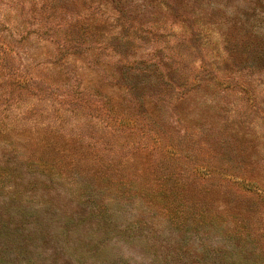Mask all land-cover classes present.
Masks as SVG:
<instances>
[{"label": "rangeland", "instance_id": "obj_1", "mask_svg": "<svg viewBox=\"0 0 264 264\" xmlns=\"http://www.w3.org/2000/svg\"><path fill=\"white\" fill-rule=\"evenodd\" d=\"M0 264H264V0H0Z\"/></svg>", "mask_w": 264, "mask_h": 264}, {"label": "trees", "instance_id": "obj_2", "mask_svg": "<svg viewBox=\"0 0 264 264\" xmlns=\"http://www.w3.org/2000/svg\"><path fill=\"white\" fill-rule=\"evenodd\" d=\"M90 25V24H89ZM75 27L73 28V32H71L70 30H65L66 34H70L69 38L68 37H65V35L63 37H61L59 39V42H58V49H57V53L56 55H59V56H56V61H60V59H62V52H63V49H62V44L64 47H66V44L67 42H79L81 41V44H77L79 51H76V52H80L81 53H84V55L86 54V56L90 55L92 52H95L96 51V46L93 45L91 43V39L89 40V34L88 32L90 31V28H87L84 27L83 25L80 26L79 23L75 24L74 25ZM48 31L51 32L52 34H56L58 36H60V34H62L63 32V26H59L57 24V26H53V25H48ZM87 29V30H86ZM52 30V31H51ZM61 39H62V44H61ZM84 46V48H82V46ZM71 46V44H70ZM73 47L74 44H73ZM73 50L75 51V49L73 48ZM76 52H72V54L76 53ZM126 56H130L129 59L125 58L124 55L121 56V58H118L116 59V61H112L109 66L112 64V66L114 67V72L113 73H110L113 75V77H116L118 76V71H123V74L125 75L126 72H128V76L126 75L125 77H122L123 81H124V88L126 89H129V87L131 88V81L134 80V79H139L141 76H144L146 73H147V69L148 67H150L149 65L155 67L156 65V62H153V61H148V60H145L143 59L141 56L139 55H134L133 54H130V55H126ZM54 62V61H53ZM100 64V62H99ZM103 70H106L107 69L104 67L103 65ZM62 73L64 74L63 72V69H61ZM110 71H111V67H110ZM112 72V71H111ZM21 78L23 77L25 81H29L31 80L32 78H36L33 74L30 76L29 74L28 75H20ZM42 80V79H41ZM88 83H90L89 81H87ZM48 85H52L51 82L47 81ZM103 79L100 78V81H97L96 82V87L97 86H103ZM84 87L88 88L89 85H84ZM138 87V86H137ZM105 97H106V103L108 105L109 108L107 109H110V111H112V113H118L120 115H129V116H133L134 117V113L132 111L131 108H126L124 107L123 105L121 104H118L116 103L108 94H105ZM194 176H197V174H195ZM78 177L82 179L81 183L83 185V180H87L90 175L89 173L85 172V171H79V174H78ZM73 179V178H72ZM169 179H173V175H171L169 177ZM174 179H179V178H174ZM190 177L186 180H189ZM74 180V179H73ZM185 184V183H183Z\"/></svg>", "mask_w": 264, "mask_h": 264}]
</instances>
